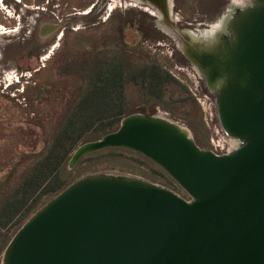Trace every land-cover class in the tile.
Returning a JSON list of instances; mask_svg holds the SVG:
<instances>
[{
    "label": "water",
    "instance_id": "1",
    "mask_svg": "<svg viewBox=\"0 0 264 264\" xmlns=\"http://www.w3.org/2000/svg\"><path fill=\"white\" fill-rule=\"evenodd\" d=\"M256 1L235 16L239 36L222 39L224 52L214 44L194 55L207 75L223 78L218 117L239 147L217 155L161 116L135 113L70 159L73 166L91 151L126 148L190 199L139 178H78L21 225L4 264H264V0Z\"/></svg>",
    "mask_w": 264,
    "mask_h": 264
},
{
    "label": "rangeland",
    "instance_id": "2",
    "mask_svg": "<svg viewBox=\"0 0 264 264\" xmlns=\"http://www.w3.org/2000/svg\"><path fill=\"white\" fill-rule=\"evenodd\" d=\"M175 5L166 23L157 13L155 17L147 13L154 11L151 7L134 0H0V199L13 189L32 154L42 151L51 129L75 99L80 76L64 72V64L73 61L70 56H84L83 50H70H76L72 48L74 33L87 38L85 45L93 47L103 41L114 49L124 45L125 50L162 65L183 85L169 89L173 102H167L169 108L155 106L151 116L186 127L201 149H213L212 138L223 141L222 153L239 146L240 139L229 136L219 120L216 90L212 91L200 66L184 52L197 46L208 53L204 42L210 44V37L222 34L218 29L225 20L254 4L251 0H178ZM124 15L128 24L121 32L117 24ZM43 26L52 30L42 35ZM126 97L128 113L142 114L135 88L128 86ZM92 174L143 179L190 199L173 179L147 170L110 169ZM4 250H0V264Z\"/></svg>",
    "mask_w": 264,
    "mask_h": 264
},
{
    "label": "trees",
    "instance_id": "3",
    "mask_svg": "<svg viewBox=\"0 0 264 264\" xmlns=\"http://www.w3.org/2000/svg\"><path fill=\"white\" fill-rule=\"evenodd\" d=\"M126 17H121L117 24L121 32L128 24ZM80 36L74 33L72 41L75 47L72 48L76 50H70L73 53L83 50L84 56H70L73 61L64 64V72L80 76L75 99L59 123L51 129L42 151L32 154L17 175L13 189L0 199V250L6 247L15 232L36 210L78 179L80 174L110 169L135 173L143 169L172 181L150 159L121 147L91 151L73 166L70 165L77 147L114 131L128 116V86L139 93L140 109L145 116H151L155 106L169 108L167 102H173L169 89L183 87L162 65L134 50H125L124 45L118 44L114 49L103 41L102 45L93 47L85 45L87 38L81 39ZM165 98L167 101H164Z\"/></svg>",
    "mask_w": 264,
    "mask_h": 264
},
{
    "label": "bare ground",
    "instance_id": "4",
    "mask_svg": "<svg viewBox=\"0 0 264 264\" xmlns=\"http://www.w3.org/2000/svg\"><path fill=\"white\" fill-rule=\"evenodd\" d=\"M134 1H137V2H142V3H145L146 5H148L149 7H151V9H153V10H156L157 11V15H158V17L160 18V21H165L166 23H167V19H169V18H167L166 17V15H165V17H164V15L163 14H161V13H159L158 12V8L156 7V8H154L155 6H154V3L152 2V1H150V0H147V2H143L142 0H134ZM166 2V1H165ZM251 2H252V4H254V5H256L257 4V1L256 0H251ZM253 5V6H254ZM167 7H168V10H169V7H170V2H169V0H167V2H166V9H167ZM241 8V7H240ZM250 8H252V6L250 7ZM237 9V8H236ZM160 11V10H159ZM165 11V10H164ZM168 16V15H167ZM238 24V19H236L235 18V16L234 17H230V18H228L227 20H225V22L224 23H222L221 24V28H219L218 30H220L219 32H221L222 34H217L218 36H216V39L214 38V37H210V38H213L212 40H210L211 42H210V44H208V43H206V42H204V44L203 45H205V47H206V45H214V44H217V46H218V48H217V52H224L226 49H225V47H226V45L224 44V42L222 41V39L223 40H225L226 42H228L229 44H232V42L233 41H235L236 40V37H237V35L239 34V32H240V26H238L237 25ZM168 27V26H167ZM219 27V26H218ZM183 32V31H182ZM180 36H181V34H180ZM187 36V35H186ZM239 36V35H238ZM184 37H185V35H184ZM183 38V37H182ZM186 38V37H185ZM191 40V39H190ZM207 46V47H208ZM202 49V48H201ZM198 50V49H197ZM186 51V50H185ZM192 51H193V49H192ZM199 51V50H198ZM207 52V51H206ZM199 53V52H198ZM184 54H186L185 52H184ZM199 55V54H198ZM191 57V56H190ZM189 57V58H190ZM193 58V57H192ZM191 59V58H190ZM195 59V58H194ZM195 63V62H194ZM201 69V71H203L204 72V74L206 75V77H207V83H208V85H209V87L212 89V91H213V89H219L220 87H222V85H223V83H224V81H223V78H222V76H217V75H213V72H212V78H210L209 76H207V74H206V72H205V70L203 69V68H200ZM160 119L161 120H164V121H166V122H168V123H170V124H172V125H174V126H176L182 133H184L188 138H191L192 139V137H191V135H190V133H189V130L186 128V127H184V126H182V125H180V124H178V123H176V122H173V121H171L170 119H168V118H165V117H160ZM173 122V123H172ZM193 140V139H192ZM230 142V141H229ZM231 148V147H230ZM230 148H229V150H230ZM3 264H4V260H3Z\"/></svg>",
    "mask_w": 264,
    "mask_h": 264
},
{
    "label": "flooded vegetation",
    "instance_id": "5",
    "mask_svg": "<svg viewBox=\"0 0 264 264\" xmlns=\"http://www.w3.org/2000/svg\"><path fill=\"white\" fill-rule=\"evenodd\" d=\"M143 2L145 1V2H147V0H142ZM150 1H152L153 3H154V8H158L159 10H158V12L159 13H161V14H165L166 15V17L167 18H170V11L171 12H173V10L174 9H176L175 7H176V5H175V1H178V0H169V2H170V7H169V10H168V7H167V9L165 8L166 7V2H167V0H150ZM166 1V2H165ZM165 10V11H164ZM155 11V12H154ZM154 11H147V13L151 16V17H155L156 16V13H157V11L156 10H154ZM158 14V13H157ZM165 15H164V17H165ZM168 15V16H167ZM166 21H168V19L166 20ZM168 23V22H167ZM49 30H52V28H48L47 26H43L42 28H41V34L42 35H45L46 34V31H49ZM53 37H50V38H48L47 40H50V39H52ZM46 40V41H47ZM192 49H193V51H192ZM199 50V49H198ZM195 47L194 48H188V50L186 51V56L189 58L190 56V58H191V60H193L194 62H196L199 66H200V68H203L204 69V67H203V65H201L200 64V62H198V60H196V58L194 57V55L195 54H197L198 55V52L199 53H201V51L202 50H200V51H198ZM205 53V52H204ZM207 53V52H206ZM193 57V58H192ZM195 58V59H194ZM201 60L204 62V59L203 58H201ZM213 75L215 76V74H214V72H213ZM207 76H209L210 78H212L213 76H212V72H210L209 73V75H207ZM207 85H208V83H207ZM209 86V85H208ZM214 90H216V91H214ZM213 91L214 92H216L217 93V89L215 88Z\"/></svg>",
    "mask_w": 264,
    "mask_h": 264
},
{
    "label": "built area",
    "instance_id": "6",
    "mask_svg": "<svg viewBox=\"0 0 264 264\" xmlns=\"http://www.w3.org/2000/svg\"><path fill=\"white\" fill-rule=\"evenodd\" d=\"M226 132V131H225ZM227 133V132H226ZM228 134V133H227ZM229 135V134H228ZM229 136H231V135H229ZM231 137H233V136H231ZM233 138H235V137H233ZM241 143H242V141L240 140V144H239V146L241 145ZM211 146L213 147V149L212 148H210L209 150L210 151H212L214 154H217V155H223V154H227V153H229V152H227V153H225V152H223L222 153V149H223V146H224V144H223V141L222 140H220V139H216V140H214L213 138L211 139ZM238 146V147H239ZM212 149V150H211ZM218 150H220V152H218Z\"/></svg>",
    "mask_w": 264,
    "mask_h": 264
}]
</instances>
